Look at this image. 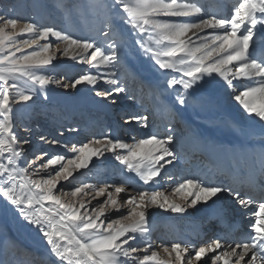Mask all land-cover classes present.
<instances>
[{
  "label": "snow or ice",
  "instance_id": "6c2138e0",
  "mask_svg": "<svg viewBox=\"0 0 264 264\" xmlns=\"http://www.w3.org/2000/svg\"><path fill=\"white\" fill-rule=\"evenodd\" d=\"M95 7L102 16L98 35L108 42L106 48L103 42L74 37L55 26L0 13V205L46 241L50 264H264V153L259 155L258 193L193 176L174 189L182 194L181 205L152 188L166 166L179 161L175 137L168 134L174 130L171 126L163 137H134L130 144L104 136L73 145L71 158L46 159L48 153L42 152L28 159L23 146L30 141L17 134L14 107L27 106L37 92L53 84L73 90L88 85L96 97L107 100L126 92L120 71L143 56L166 78L165 91L175 93L169 106L176 115L194 94L223 89L249 117L264 122V56L253 55L257 30L264 32V0H239L230 18L209 15L198 0H99ZM70 51L71 59L96 71L71 82L48 75L57 54L67 57ZM101 81L110 87H98ZM147 121L137 114L126 117L124 124L146 128ZM260 127L264 133V123ZM39 139L59 143L43 135ZM105 153L149 188L134 187L129 193L125 181L73 186L76 174ZM224 193L243 208L256 206L251 232L236 239L226 232L199 242L202 246L177 241L153 250L149 209L186 213L199 204H215Z\"/></svg>",
  "mask_w": 264,
  "mask_h": 264
},
{
  "label": "rangeland",
  "instance_id": "374dc122",
  "mask_svg": "<svg viewBox=\"0 0 264 264\" xmlns=\"http://www.w3.org/2000/svg\"><path fill=\"white\" fill-rule=\"evenodd\" d=\"M238 2L239 0L229 1V5L226 6V8H229L228 12L226 9V17L230 18L231 13L234 10V6L238 5ZM98 3L99 0H0V13L6 12L7 15L11 17H19L22 20L31 19L41 25L55 26L57 29L66 31L74 37L90 38L96 40L97 42H103V46L106 48L107 43L103 41L102 36L98 35V32L101 29L102 20V16L95 7ZM211 10V8L206 9L208 12H218ZM259 35H262V33L258 32V36ZM259 38L261 37L259 36ZM41 43L44 42L42 41ZM51 43L54 46L56 44H60L61 50L64 47L63 44L59 41H55L54 39L51 40ZM70 53L67 57L58 53L57 59L53 61L52 65L48 66L47 74L54 76L56 79H61L62 82H71L77 78L78 75L84 74L85 72L94 73L96 71L95 69H91L87 64H77V61L70 58L72 55V53ZM253 55L257 58L264 56L263 54L256 53L254 50ZM143 58L148 59L146 57ZM148 62L154 65L152 60L148 59ZM147 66L148 64H145V68L141 66L142 68L140 69L146 72L145 74L151 70ZM121 85H123L122 81ZM87 86L88 85H79L76 90H73L71 88L64 89L62 87H57L54 84L49 85L46 92H40L39 94L36 93L34 95V99L28 102L27 106L14 105L16 108L15 125L17 134L22 139L30 141L28 145L23 146L26 149L28 159H33L35 155H40L42 152L48 153V157H46V159L51 158L53 155H65L68 158H71L74 154L70 152L69 149L73 145L80 146L83 143L89 142L93 138H102L104 136H111L117 139H120L121 137L120 140L130 144L133 143V140H130V137L134 133L127 131L126 128L128 125L124 124V120L127 115L125 116L123 114H119L118 111L120 109V102L115 97L107 100H101V98L95 96L94 91H90L89 89L83 94V96L90 101L92 99L94 101L97 100L100 103H104L105 108L109 110L108 114L104 111L98 112L95 110V112L87 110L77 101L76 94L78 93V89H83ZM124 87L126 90L129 88L127 84H125ZM48 90H50L49 94ZM144 91L145 90H143L141 85L137 86L136 92L138 94L139 92L143 94ZM45 95L47 96V99L44 98ZM174 96L175 93L173 94V97ZM152 97V108L151 105H148L147 103L143 110L138 112V115L148 116L147 124L150 126V129L154 126L156 128V132H150L149 129V132L143 134L142 138L150 136V133L163 137L166 133H168V129L171 126L174 130L168 134L175 137L173 148L178 153L179 163L182 161L181 159L183 154L178 151L177 142H179L185 135V129L181 130L182 125L180 122H174V119H171V121L169 120L172 113H170V116L169 113H166V117L164 113V121H159V123H157L153 105H157L159 98H157V93L153 92V90ZM113 99H115V103L112 102ZM85 103L87 104V102H84V104ZM188 104L189 106L184 108L183 111L187 114L189 113L194 115L192 116V119L193 117L203 118V116L206 115V112H203L202 110H200L201 113L197 111L196 100H192V102H189ZM147 110H150V115H147ZM219 125L221 129H219L218 132H220L225 138H229L233 133H237V130H234L233 127L229 125L228 121L222 117ZM72 128L77 129V131H70ZM41 135L45 136L49 141L54 139L59 141V143L53 145L46 143L45 141H41L39 139ZM192 158L197 160L198 157L194 154ZM97 165L99 164H97L96 158H93V160L89 163L88 169H81L80 172L76 174V180L73 181V186H78L80 183H92L99 185L107 181V183H120L119 181L110 182V178L106 173L105 167H102L99 172H96L95 170L99 167ZM179 170L180 169L176 170L177 174L180 173ZM186 170L187 166H185V168L183 167V175L181 178L185 177L187 172ZM114 177H116V175H114ZM134 177L138 183L136 184L139 185L137 188H149V185H143V182L140 181L137 176ZM106 178L108 180H106ZM64 187L65 190H68L70 186L65 183ZM152 188L153 190L159 189L164 191L171 201L181 205L184 204V201H182L183 199L178 198L169 189L164 178H161L158 186L153 185ZM256 188L257 187H254L255 190ZM93 204H95V201H93ZM203 207V205L199 206V208ZM254 208L256 207L251 206V208H245L244 215L246 213H251V218L249 217L250 220L248 218L246 223H241L243 224V229L244 227L250 228L249 225L255 222ZM191 210L192 208H189L187 214H189L190 217H194ZM124 213L127 214V208H125ZM160 217L161 216L159 215L154 219ZM190 221L191 220H188L189 223H187L193 225L194 222ZM157 224L158 223L154 224L152 227L150 226V238L154 243L153 250L159 251V245L171 243L167 240L171 235L169 234L170 232L167 234L166 228ZM206 224L207 226L203 229L201 236L204 238L203 241L213 238V235L216 233L215 228H212L210 222ZM199 242H202V240H198L197 246H202ZM140 246L143 247V242H140ZM0 264H50V256L46 247V241L42 240V238L30 227H28L25 222H22L19 219L18 214L13 211L4 210L2 205H0Z\"/></svg>",
  "mask_w": 264,
  "mask_h": 264
},
{
  "label": "bare ground",
  "instance_id": "6f19581e",
  "mask_svg": "<svg viewBox=\"0 0 264 264\" xmlns=\"http://www.w3.org/2000/svg\"><path fill=\"white\" fill-rule=\"evenodd\" d=\"M229 1L230 0H198L199 4L202 5L205 10L211 8V11H218L217 13L206 11L209 15L215 14L221 17H226V9L227 12L229 10L226 6L229 5ZM258 32L260 31L257 30L256 43L253 45V50L258 54L264 55V38H262L264 37V32H261L262 35H259L261 38H259ZM105 43L108 42L105 41ZM145 64H148L147 67L151 69L147 74H145L146 72L143 70H140ZM121 81L123 82L121 86L124 87V85L127 84L129 88L126 92L114 96L120 102L119 114L127 115L126 117L137 115L140 110H143L147 103L151 105L153 90V92L157 93V98H159L157 105H153L157 123H159V121H164V113L165 117L166 113H169V116L170 113H172L169 120L171 121V119H174V122H180L182 125L181 130L185 129V135L177 142L178 151L183 154L182 161L174 163L173 166H166L167 171L162 172L160 176L165 179V183L168 185L169 189L178 198L183 199L182 194L174 192L175 187L178 183L183 182L184 178L193 176L199 177L206 183H230L234 188L242 190V192L256 194L260 191V187H257L255 190L252 186H259L258 181L261 176L259 155L264 153V133L261 132L260 125L264 122H259L258 118L254 119L249 117L223 89L201 91L194 94L193 97H190L189 102H192V100L197 101V111L200 112V110H202L206 112L203 118L193 117L192 119L194 115L187 114L183 110L178 115L173 113L169 106V102L174 98V93L169 95L171 90L165 91V89H167L166 78L161 75L157 67L148 62V59L141 56L139 60L125 65L123 70L120 71V84ZM138 85H141L143 90L147 92L144 91L143 94L139 92L138 94L136 92ZM98 87L109 88L110 86L101 81ZM89 88L90 86L78 89V93L76 94L77 101L87 110L104 111L108 114L109 110L105 108L104 103H100L97 100L94 101L91 98L90 101L83 96L84 92H87ZM39 93L40 92H37V94ZM49 93L50 90H48V94ZM84 102H87V104H84ZM150 114V110H147V115ZM221 117L228 121L229 125H231L234 130H237V133H233L229 138L223 137V135L218 132L219 129H221L219 125ZM149 127L150 126L146 128L141 127L135 122L129 124L126 130L134 133L131 135V139H129L133 140L135 137L137 138L136 140H139L142 138L143 134L149 132ZM150 132H156V128L154 126L151 127ZM150 134L156 135L154 133ZM194 154L197 155V160L192 158ZM96 162L99 164L97 165L99 167L95 171L99 172L102 167H105L110 182L125 181L129 193H131L134 187H139L134 177L136 176L135 173L129 172L127 167L115 160L110 153H105V156L99 159L96 158ZM185 166H187V172L185 177L181 178L183 175V167L185 168ZM177 169H180V173H178L180 175L176 173ZM114 175H116V177H114ZM170 175L173 176L174 179H167ZM161 178L158 177L157 179L160 181ZM249 179L255 180L257 183L249 184L247 183ZM106 180L108 179L106 178ZM121 195L127 198L126 194L122 193ZM200 205L203 204H199L196 208H192L191 211L194 217H190V215L187 214L188 209L186 213L173 214L153 207L149 209L150 226L152 227L154 224L158 223L163 226V228H166L167 234L170 232L169 234L171 235L167 239L169 242H198L200 239L203 241L204 238L201 237L202 232L207 226L206 223L209 222L212 228H215L216 233L213 235V238L218 235V232L220 235L227 232L230 234V239H236L240 238L242 234H247L252 231L251 228L248 227H244V229L242 226L240 229L234 227V223L232 222H240L237 224H241L242 222L246 223L248 218H251V213H246L244 215L245 208L241 207L237 200L234 197L228 196L227 193L222 194L221 198L217 200L215 204L209 202V205H203V208H199ZM159 215L161 216L160 218L154 219ZM188 220L193 221L194 224H188Z\"/></svg>",
  "mask_w": 264,
  "mask_h": 264
}]
</instances>
